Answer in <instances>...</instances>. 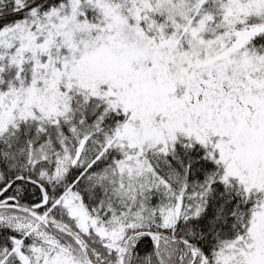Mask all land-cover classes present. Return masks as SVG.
I'll use <instances>...</instances> for the list:
<instances>
[{
	"label": "snow or ice",
	"instance_id": "6c2138e0",
	"mask_svg": "<svg viewBox=\"0 0 264 264\" xmlns=\"http://www.w3.org/2000/svg\"><path fill=\"white\" fill-rule=\"evenodd\" d=\"M0 264H264V0H0Z\"/></svg>",
	"mask_w": 264,
	"mask_h": 264
}]
</instances>
